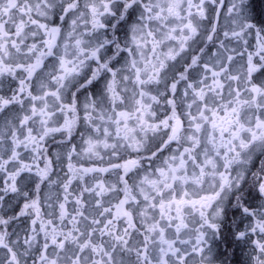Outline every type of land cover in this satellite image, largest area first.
Segmentation results:
<instances>
[{
    "label": "clouds",
    "instance_id": "9594fccd",
    "mask_svg": "<svg viewBox=\"0 0 264 264\" xmlns=\"http://www.w3.org/2000/svg\"><path fill=\"white\" fill-rule=\"evenodd\" d=\"M0 264H264V0H0Z\"/></svg>",
    "mask_w": 264,
    "mask_h": 264
},
{
    "label": "snow or ice",
    "instance_id": "6c2138e0",
    "mask_svg": "<svg viewBox=\"0 0 264 264\" xmlns=\"http://www.w3.org/2000/svg\"><path fill=\"white\" fill-rule=\"evenodd\" d=\"M177 204H183L185 203L184 201H176Z\"/></svg>",
    "mask_w": 264,
    "mask_h": 264
}]
</instances>
